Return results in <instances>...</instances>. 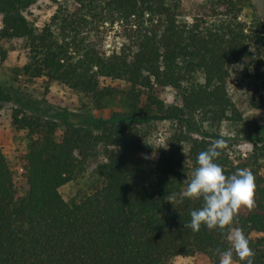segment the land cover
Segmentation results:
<instances>
[{"label":"trees","instance_id":"trees-1","mask_svg":"<svg viewBox=\"0 0 264 264\" xmlns=\"http://www.w3.org/2000/svg\"><path fill=\"white\" fill-rule=\"evenodd\" d=\"M32 1L0 0V40L27 47L29 59L20 69L25 81L45 77L100 106L110 91L99 79L122 80L135 98L144 94L147 108L103 119L23 104L0 86V101H15L11 125L28 137L23 194L0 145V264H167L196 253L219 264L216 250L230 247L226 232L184 227L202 200L181 201L180 194L198 154L222 139L202 124L217 128L241 119L226 89L231 64L264 65V29L239 20L247 0H215L223 11L191 20L183 18L179 0H75V8L54 17V30L47 25L38 32L22 13ZM105 20L131 23L130 42L108 54L88 39ZM166 88L179 92L181 104H164L159 96ZM153 120L178 127L149 168L141 157L146 133L140 125ZM97 154L102 158L90 192L65 200L60 187L83 174ZM216 162L225 175L247 168L256 178L257 206L241 208L235 226L248 237L254 264H264V136L246 159L235 162L224 147Z\"/></svg>","mask_w":264,"mask_h":264},{"label":"rangeland","instance_id":"rangeland-1","mask_svg":"<svg viewBox=\"0 0 264 264\" xmlns=\"http://www.w3.org/2000/svg\"><path fill=\"white\" fill-rule=\"evenodd\" d=\"M179 3L185 20H191L197 13L214 8L223 11L222 7H216L215 0H179ZM76 6L75 0H34L22 10V13L36 32L47 25L54 30L56 27L54 17H58L62 10ZM239 20L252 28H258L260 24L259 29H264V0L244 2ZM121 23L117 21L110 23L105 20L96 30L90 32L89 37L93 35V38L88 39L94 42L95 48L100 52L108 54L117 51L130 42L131 23L127 24L128 26ZM150 26L148 24L146 27ZM134 27L132 25V29ZM28 55L24 42L0 40V86L9 89L11 96L19 98L23 104L35 102L60 111L67 110L72 114L93 115L103 119L115 115L140 114L147 108L144 94L135 98L129 84L122 80L99 79L101 86L107 87L110 91V95L102 100L100 106H96L95 101L89 96L75 92L62 83L48 82L45 77L27 82L20 69L27 63ZM226 89L241 113V119L223 121L217 128H210L207 122L202 125L207 132L217 133L222 137L226 151L237 162L250 155L258 136H264V65L244 69L240 62H233L229 68ZM159 98L166 106L181 104L179 92L172 88H166ZM14 105V100L0 101V145L12 172L14 185L18 192L23 194L27 186L21 154L26 151L28 137L25 132H17L10 123V113ZM177 127V123L173 121L153 120L140 125L146 133L141 157L147 167L150 168L160 150L165 147L168 136L176 131ZM188 135L194 134L188 133ZM101 158V155L97 154L90 160L83 174L60 187V193L65 200L72 197L79 199L90 192L97 178L96 164ZM167 264H210V262L204 254L196 253L192 256L173 257Z\"/></svg>","mask_w":264,"mask_h":264},{"label":"clouds","instance_id":"clouds-1","mask_svg":"<svg viewBox=\"0 0 264 264\" xmlns=\"http://www.w3.org/2000/svg\"><path fill=\"white\" fill-rule=\"evenodd\" d=\"M225 142L217 140L205 151H201L187 187L180 199L202 200V206L190 212V223L184 227L199 233L202 227L208 230L219 229L226 232L230 245L226 250L217 249L219 264H236L235 257L245 264H254L255 251L238 223L241 208L253 211L256 208V178L247 168L237 169L232 175H225L223 167L216 161L221 156ZM173 205L175 197L169 200Z\"/></svg>","mask_w":264,"mask_h":264}]
</instances>
